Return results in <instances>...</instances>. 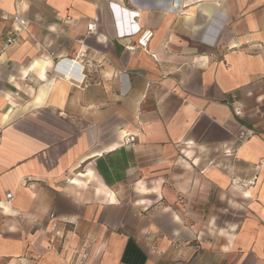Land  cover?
<instances>
[{
    "label": "crops",
    "instance_id": "0c3cea01",
    "mask_svg": "<svg viewBox=\"0 0 264 264\" xmlns=\"http://www.w3.org/2000/svg\"><path fill=\"white\" fill-rule=\"evenodd\" d=\"M0 264H264V0H0Z\"/></svg>",
    "mask_w": 264,
    "mask_h": 264
},
{
    "label": "built area",
    "instance_id": "2783aa9c",
    "mask_svg": "<svg viewBox=\"0 0 264 264\" xmlns=\"http://www.w3.org/2000/svg\"><path fill=\"white\" fill-rule=\"evenodd\" d=\"M14 19H16L20 24H25V20L22 19V18H19L16 14H14L13 16ZM94 28V23H89L88 26H87V30L88 31H91L93 30ZM152 36V31L151 30H145L141 35L140 37L137 39V42L136 44H133V45H127L126 48L132 50V49H135V47H142V48H145L146 45H147V42L148 40L151 38ZM14 38H8L7 41L5 42V45L4 46H8L9 44H11L13 42ZM135 140V135L133 134H130L128 132L124 133V136H123V141L122 143L123 144H128V143H133ZM231 182L233 184H240L238 182L237 179L233 178L231 180ZM242 185V183H241ZM8 196H10V194H8Z\"/></svg>",
    "mask_w": 264,
    "mask_h": 264
}]
</instances>
